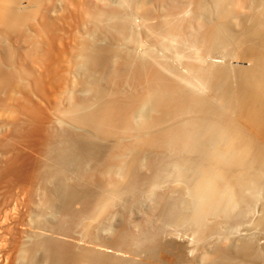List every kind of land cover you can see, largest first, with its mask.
<instances>
[{"label": "bare ground", "instance_id": "6f19581e", "mask_svg": "<svg viewBox=\"0 0 264 264\" xmlns=\"http://www.w3.org/2000/svg\"><path fill=\"white\" fill-rule=\"evenodd\" d=\"M0 38L52 106L0 114V264H264V0H0Z\"/></svg>", "mask_w": 264, "mask_h": 264}, {"label": "rangeland", "instance_id": "374dc122", "mask_svg": "<svg viewBox=\"0 0 264 264\" xmlns=\"http://www.w3.org/2000/svg\"><path fill=\"white\" fill-rule=\"evenodd\" d=\"M11 40L14 44H16V42L19 41V39L16 38V36H14V37L12 36ZM0 41L2 44H4V42L2 40H0ZM18 51L19 52H17V54L14 57L15 58L14 64H0V71H4V70L5 71H14V70L25 71L24 69H27L26 71H30L34 77L39 78L42 75H44V64H25V62H23L22 57H21V55H22L20 52L21 50H18ZM0 53L2 56L1 50H0ZM19 53H20V55H19ZM221 59L222 58H220V60ZM241 62L244 63L245 61H240V63L236 61L235 64L242 65ZM10 65H12V66H10ZM243 65H245V64H243ZM2 67H3V69H2ZM30 78H32V79H30ZM27 79L28 78H26V79L24 78V81H23V79L16 80V81L13 80L10 82V84L8 83V86L5 84V82L3 83L2 79H0V90H1L0 91V114L5 113L7 115H10V114L11 115H13V114L19 115V113L29 112V111L34 112V110H37V111L40 110L42 112L50 111V108H52V106L49 103L51 106L50 107L49 104H47L48 102L47 103L45 102V99L43 98L44 97L43 91H41L40 89H37V87L35 86V81H34L33 77H29V80H27ZM1 80H2V82H1ZM30 80H32V81H30ZM3 85H4V87H3ZM29 95H31L30 96L31 98L29 97ZM32 106H34V107H32ZM3 122L4 123H2V121H0V125L2 124L1 125L2 129L0 128L1 129L0 130V140L2 139V137L4 138V136L9 133V128L11 127V124H13V122L11 123L9 120L6 122L5 121H3ZM4 125H8V128H7V126L5 127ZM3 127L5 130H3Z\"/></svg>", "mask_w": 264, "mask_h": 264}]
</instances>
